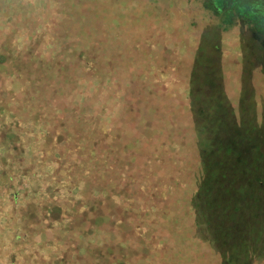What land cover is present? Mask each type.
<instances>
[{
    "label": "trees",
    "instance_id": "trees-1",
    "mask_svg": "<svg viewBox=\"0 0 264 264\" xmlns=\"http://www.w3.org/2000/svg\"><path fill=\"white\" fill-rule=\"evenodd\" d=\"M57 1L64 13L61 35L72 40L53 60L38 59L32 48L16 51L11 37L0 43V221L18 217L26 239L24 222L35 215L43 220L36 225L72 220L80 228L86 220L91 228L102 223L127 240L158 247V222L171 211L169 190L184 188L189 197L198 192L223 123L217 111L230 103L214 61L222 33L217 38L213 29L191 26L183 36L179 7L178 22L168 29L171 0H152L163 5L165 18L140 30L135 0ZM221 21L222 29L230 24ZM91 79L124 84L121 114L109 126L67 101ZM239 142L251 148L252 136L232 135L228 150L236 162L219 167L226 173L221 186L230 193L264 184V166L254 168ZM8 246L0 237V250ZM120 246L135 252V246ZM114 247H99L108 264H135L124 254H107ZM222 258V264L252 261L249 250L236 247Z\"/></svg>",
    "mask_w": 264,
    "mask_h": 264
},
{
    "label": "rangeland",
    "instance_id": "rangeland-1",
    "mask_svg": "<svg viewBox=\"0 0 264 264\" xmlns=\"http://www.w3.org/2000/svg\"><path fill=\"white\" fill-rule=\"evenodd\" d=\"M173 1L177 4L175 10L164 23L168 29L176 26L178 20L174 13L179 7L183 36L191 26L206 33H213V29L216 33L213 36L217 38L222 33L221 52L214 53H219L214 61L219 68L216 77L220 92L230 97V103L225 99L227 106L217 111L223 123L207 156L202 186L192 197L188 192L183 193L184 188L169 190L171 211L158 222V247L141 244L137 238L135 242L127 240L118 228L109 231L102 223L91 228L86 220L80 223V228H76L77 222L72 220L56 224L44 220L36 225L43 221L36 215L28 225L24 222L29 234L23 239L18 217L8 216L5 222L0 221L3 222L0 237L9 239L6 251L0 250V264H108L106 252L103 254L101 249L107 245L118 246L107 254L118 257L124 254L135 264H222V253L233 247L249 250L251 264H264V184L256 183L250 190L245 188L246 193L226 192L221 186L226 173L219 172V167L228 168L236 162L234 154L228 150L232 135H251V148L243 142H239V147L245 154L251 152L248 156L254 168L264 166V129H260L264 124V37L239 19L231 20L222 29L219 25L225 17L211 0H171V3ZM62 8L57 0H0V43L11 37L16 51L32 48L38 59L53 60L72 40L61 35ZM163 13V5L157 8L152 0H135V23L139 30L149 22L159 24L158 18H165ZM103 81L91 79L76 86L68 93L67 101L86 109V117L91 113L101 116L109 126L121 114L125 88L121 82ZM206 109L210 110L211 106ZM259 152L262 158L256 157ZM253 197H258L259 202ZM120 244L135 246V252L127 251Z\"/></svg>",
    "mask_w": 264,
    "mask_h": 264
},
{
    "label": "flooded vegetation",
    "instance_id": "flooded-vegetation-1",
    "mask_svg": "<svg viewBox=\"0 0 264 264\" xmlns=\"http://www.w3.org/2000/svg\"><path fill=\"white\" fill-rule=\"evenodd\" d=\"M211 1L217 11L227 18L228 22H231V20L235 19L242 20L244 24L254 27L258 35L264 37V0Z\"/></svg>",
    "mask_w": 264,
    "mask_h": 264
}]
</instances>
